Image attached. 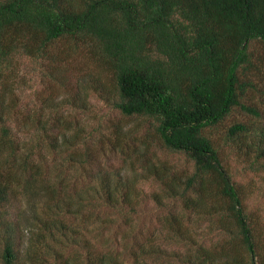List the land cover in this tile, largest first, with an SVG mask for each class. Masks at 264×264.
<instances>
[{
    "label": "trees",
    "instance_id": "trees-1",
    "mask_svg": "<svg viewBox=\"0 0 264 264\" xmlns=\"http://www.w3.org/2000/svg\"><path fill=\"white\" fill-rule=\"evenodd\" d=\"M253 42L264 44V0H0V264H264L263 233L210 134L234 109L256 117L224 142L264 165V113L246 103ZM82 50L110 78L111 106L193 165L150 163L138 136L132 153L161 185L149 195L166 212L159 229L144 230L149 201L100 160L134 134L72 130L54 106L16 120L8 97L24 62Z\"/></svg>",
    "mask_w": 264,
    "mask_h": 264
},
{
    "label": "rangeland",
    "instance_id": "rangeland-1",
    "mask_svg": "<svg viewBox=\"0 0 264 264\" xmlns=\"http://www.w3.org/2000/svg\"><path fill=\"white\" fill-rule=\"evenodd\" d=\"M250 50L259 73L254 72L251 76L256 88L248 92L246 103L264 113V44L253 42L250 44ZM27 62H24L19 72L18 76L21 80L15 78L17 82H14L13 95L8 97L9 99L12 97V103L18 105L16 120L36 118L39 109L46 111V114H43L45 117L49 112L48 107L54 106L59 109L57 115L61 116L62 120L70 121L72 130L82 129L83 132L88 133L98 129L109 134L113 131L114 125L128 130L134 134L133 141L128 143V149L125 148L120 152V148L116 146L115 152L107 153V158L101 157L100 160L110 171H121L126 179L134 182L139 197L146 201H149L152 192L161 190V185L155 179H147L142 167L145 163L141 164L137 161L140 159V153L136 154V157L132 153L133 146L137 151L144 150L143 146L146 142L142 145L138 141V136L141 134L146 132L149 134L150 141L146 143L149 145L146 155L150 163L154 160V165L165 164L177 173L193 171V165L185 155L169 152L159 144L155 134L151 135L152 129L149 123L140 118H125L111 106L107 101L111 98L109 93L112 91L111 80L85 50L71 53L63 63L56 65H48L46 62ZM72 102L77 108L70 104ZM257 122L260 121L256 117L234 109L221 124L210 131V134L215 144L220 147L221 160L243 196L246 211L256 220L257 228L264 236L263 162L254 163L252 154L246 156L243 151H237L233 144L224 142L229 127L236 123L257 125ZM73 124L77 126L73 127ZM53 176L54 172L51 174V177ZM82 188L83 183H78L74 187L76 191ZM165 213L153 208L149 201V205L143 211L144 230H149L153 226L154 229H159L158 217L162 218ZM150 220L152 221L149 224ZM206 224L208 222L203 223L201 228L204 229ZM89 235L86 236L88 239ZM211 239L213 245L219 241L215 235H211ZM79 251L81 252L80 249Z\"/></svg>",
    "mask_w": 264,
    "mask_h": 264
}]
</instances>
